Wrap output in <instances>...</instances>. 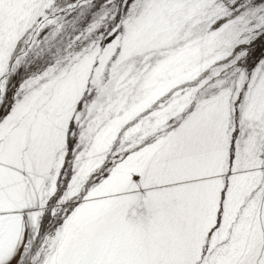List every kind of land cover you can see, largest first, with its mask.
<instances>
[{
	"label": "snow or ice",
	"instance_id": "obj_1",
	"mask_svg": "<svg viewBox=\"0 0 264 264\" xmlns=\"http://www.w3.org/2000/svg\"><path fill=\"white\" fill-rule=\"evenodd\" d=\"M0 264H264V0H0Z\"/></svg>",
	"mask_w": 264,
	"mask_h": 264
}]
</instances>
